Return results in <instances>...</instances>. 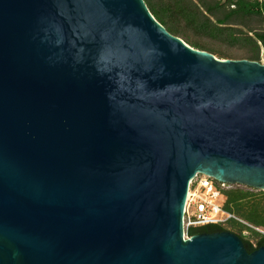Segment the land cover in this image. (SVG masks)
Returning <instances> with one entry per match:
<instances>
[{"label":"water","instance_id":"obj_1","mask_svg":"<svg viewBox=\"0 0 264 264\" xmlns=\"http://www.w3.org/2000/svg\"><path fill=\"white\" fill-rule=\"evenodd\" d=\"M199 173L264 190V63L145 0H0V264H264L187 237Z\"/></svg>","mask_w":264,"mask_h":264},{"label":"trees","instance_id":"obj_2","mask_svg":"<svg viewBox=\"0 0 264 264\" xmlns=\"http://www.w3.org/2000/svg\"><path fill=\"white\" fill-rule=\"evenodd\" d=\"M145 1L161 24L191 46L216 54L201 39L225 40L232 44H241L247 49L246 57L241 59L260 62L264 50V0ZM252 189L249 186H231L224 189L223 207L232 216L226 222L189 226V236L231 231L243 239L249 252L264 246V232L259 230L264 229V190L256 192ZM234 222L242 226L240 230L231 228Z\"/></svg>","mask_w":264,"mask_h":264},{"label":"built area","instance_id":"obj_3","mask_svg":"<svg viewBox=\"0 0 264 264\" xmlns=\"http://www.w3.org/2000/svg\"><path fill=\"white\" fill-rule=\"evenodd\" d=\"M229 187V183L202 173L197 174L190 182L185 208V225L198 226L228 220L232 214L223 207L225 201L223 190ZM259 230L264 232L263 229Z\"/></svg>","mask_w":264,"mask_h":264},{"label":"rangeland","instance_id":"obj_4","mask_svg":"<svg viewBox=\"0 0 264 264\" xmlns=\"http://www.w3.org/2000/svg\"><path fill=\"white\" fill-rule=\"evenodd\" d=\"M201 41H203V43H205V44L209 45L211 48H213L215 53H216L215 55L218 56V57H222L223 56V57H226V58H233V59H241V58L246 57L245 55H246L247 49L244 46H242L241 44H232V43H229V42H227L225 40H214V41H212L209 38H202ZM260 62L264 63V50H262ZM231 186H246V187H248L247 185L239 184V183L230 184V187ZM253 189L256 192L259 191V190H263V189H257V188H253ZM224 222H226V221H224ZM225 225L227 227L230 226L227 223H225ZM188 227L189 226H187V224H186L185 231H186V234L189 236ZM241 227L242 226L239 225V223L234 222L233 226L231 228H233L235 230H240ZM245 234L249 235V232L245 231ZM253 241H255V238H253Z\"/></svg>","mask_w":264,"mask_h":264}]
</instances>
